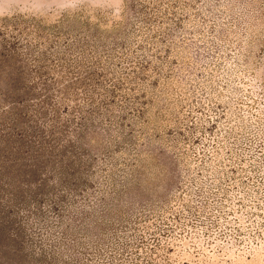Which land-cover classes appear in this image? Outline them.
<instances>
[{"label":"rangeland","instance_id":"374dc122","mask_svg":"<svg viewBox=\"0 0 264 264\" xmlns=\"http://www.w3.org/2000/svg\"><path fill=\"white\" fill-rule=\"evenodd\" d=\"M0 264H264V0H0Z\"/></svg>","mask_w":264,"mask_h":264}]
</instances>
